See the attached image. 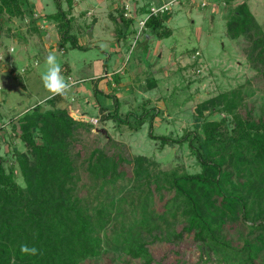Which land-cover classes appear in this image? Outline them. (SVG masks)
I'll list each match as a JSON object with an SVG mask.
<instances>
[{
  "label": "rangeland",
  "instance_id": "1",
  "mask_svg": "<svg viewBox=\"0 0 264 264\" xmlns=\"http://www.w3.org/2000/svg\"><path fill=\"white\" fill-rule=\"evenodd\" d=\"M241 1L251 15L250 35L256 25L264 36V0H15L16 6L12 2L10 8H21L19 14L0 12V161L5 170L10 169L15 182L23 185L14 155L24 152L25 146L13 124L23 112L40 104L65 108L73 119L83 123L72 132L70 154L76 168V192L86 197V204L123 197L120 206L128 211L130 200L137 201L136 194L144 188L146 172L152 176L199 171L185 142L160 143L151 135L177 139L184 133L197 132L202 136L206 122H216L221 134H227L233 116L222 110L221 102H215L212 109L209 104L205 109L198 107L219 93L243 94L235 110L241 115H264V74L260 73L264 65L250 56L249 34L234 37L227 33V21ZM162 2L169 3L170 9L165 12L170 16L158 31L168 29L170 34L158 38L144 25L140 27L139 19L149 5L155 7ZM124 4L134 10V17L125 23L126 36L118 41L119 54L112 47L119 26L115 20L126 11L121 9ZM59 10L69 18L68 32L78 46H73L69 37L58 39L56 25L61 16L56 24L48 18ZM62 22L64 27V18ZM49 53L56 55L62 75L71 84L67 94L54 104L46 102L51 95L41 81ZM115 57H121L119 63L123 61L124 65L112 73L111 60ZM106 72L110 81H106ZM99 105L108 108L107 115L98 111ZM141 112V124L118 122L125 113L133 120ZM93 149L121 156L125 176L108 181L99 190V180L85 170ZM138 156L146 172L134 178L130 169ZM170 194L165 191L163 199ZM158 222L160 237L145 238L151 256L148 264L242 263L243 254L229 250L240 247L233 229L224 231L229 248L203 244L202 251L191 233L167 239L169 228L180 230V219L173 224ZM121 258L115 257L114 264H143L138 259L122 262Z\"/></svg>",
  "mask_w": 264,
  "mask_h": 264
},
{
  "label": "trees",
  "instance_id": "2",
  "mask_svg": "<svg viewBox=\"0 0 264 264\" xmlns=\"http://www.w3.org/2000/svg\"><path fill=\"white\" fill-rule=\"evenodd\" d=\"M12 2L16 6L15 0H0V12L19 14V6L10 8ZM162 13L148 16L143 24L158 38L170 34L168 29L158 31L170 16ZM122 15L120 12L115 20L121 25L115 33L119 38L126 34L122 33L125 23L133 18ZM59 16L58 39L69 37L71 44L78 46L68 32L69 18L62 11L49 15L48 19L55 23ZM62 18L66 22L64 27ZM2 20L0 16V28ZM250 23L251 15L241 1L227 21V33L234 37L250 35ZM253 28L249 53L252 60L264 65V36L256 25ZM260 73L264 74V68ZM59 97L50 96L46 102L54 104ZM243 97L233 92L219 93L198 106L205 109L209 104L212 109L215 102L222 103V110L233 116L231 129L225 135L217 129L216 122H206L202 136L197 132L184 133L177 139L151 135L160 143L185 142L200 170L150 176L141 158L136 157L130 174L136 178L146 172V176L144 188L136 194L137 201L130 200L128 211L120 206L123 197L97 200L91 205L85 203L86 197L77 194L70 142L72 132L82 122L73 119L65 108L53 105L35 104L23 112L13 124L25 146L24 152L14 155L22 186L0 161V264H114V258L121 256L122 262L138 259L148 264L151 256L145 238L160 237L158 221L171 220L173 224L177 219L181 220V228L178 232L173 227L167 228V239L191 233L202 251L203 244L226 250L229 245L224 231L233 229L238 233L240 247L229 250L243 254L241 264L264 261V115L254 117L250 112L242 115L236 112ZM107 110L104 105L98 107L101 114L107 115ZM124 115L118 122L130 126L131 122L138 125L144 119L143 112L133 120L127 113ZM122 159L117 154L93 149L85 170L88 176L99 180L101 190L108 181L126 173L120 166ZM165 191L171 194L163 199ZM24 242L35 244L40 254L22 255L19 246Z\"/></svg>",
  "mask_w": 264,
  "mask_h": 264
},
{
  "label": "clouds",
  "instance_id": "3",
  "mask_svg": "<svg viewBox=\"0 0 264 264\" xmlns=\"http://www.w3.org/2000/svg\"><path fill=\"white\" fill-rule=\"evenodd\" d=\"M46 69L41 73V81L45 90L51 96H64L71 88V84L62 75V67L54 53H49L45 58ZM20 252L22 255L37 256L41 250L32 244L21 243Z\"/></svg>",
  "mask_w": 264,
  "mask_h": 264
},
{
  "label": "built area",
  "instance_id": "4",
  "mask_svg": "<svg viewBox=\"0 0 264 264\" xmlns=\"http://www.w3.org/2000/svg\"><path fill=\"white\" fill-rule=\"evenodd\" d=\"M203 4V3H202ZM123 8L126 9L125 12H123V16L126 17H130L133 16L134 17V10L130 7H128L126 4L123 5ZM169 3H162L158 6H148L145 12V15L143 16V18L139 19V25L140 27L143 26L144 21L147 19L148 16L150 15H156L158 13H162L165 12L166 10H169Z\"/></svg>",
  "mask_w": 264,
  "mask_h": 264
},
{
  "label": "crops",
  "instance_id": "5",
  "mask_svg": "<svg viewBox=\"0 0 264 264\" xmlns=\"http://www.w3.org/2000/svg\"><path fill=\"white\" fill-rule=\"evenodd\" d=\"M162 3H164V2H162ZM162 3H160V4H162ZM159 4V5H160ZM149 6H151V5H149ZM54 31L52 30V34H55V32L53 33ZM124 32V28H122V33ZM49 34L50 33H47V35L49 36ZM56 36V35H55ZM126 36V34L125 35H123V38ZM50 37V36H49ZM56 38V37H55ZM50 39V38H49ZM120 39H121V37L119 38L118 36H115V38H114V44H113V47H112V50H113V52H119V54H120V45H119V43H118V41H120ZM79 44V43H78ZM109 57H110V54L109 55H107V58L109 59ZM121 60V57H115L113 60H111V62H112V73H114V72H116V71H119L120 69H121V67L124 65L123 64V61H121V63H119V61ZM110 73H104V75L106 76V81H110V75H109ZM111 85V84H110ZM78 89H80V90H83V91H86V89L85 88H83V87H80V88H78ZM106 93V92H105ZM95 102V101H94ZM1 133V132H0Z\"/></svg>",
  "mask_w": 264,
  "mask_h": 264
},
{
  "label": "water",
  "instance_id": "6",
  "mask_svg": "<svg viewBox=\"0 0 264 264\" xmlns=\"http://www.w3.org/2000/svg\"><path fill=\"white\" fill-rule=\"evenodd\" d=\"M95 20V19H94Z\"/></svg>",
  "mask_w": 264,
  "mask_h": 264
}]
</instances>
